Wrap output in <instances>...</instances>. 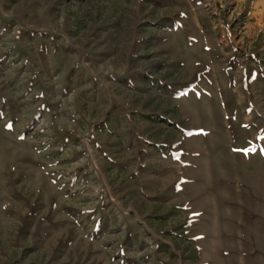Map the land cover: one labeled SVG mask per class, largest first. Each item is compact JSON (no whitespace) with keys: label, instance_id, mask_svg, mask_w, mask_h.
Instances as JSON below:
<instances>
[{"label":"rangeland","instance_id":"rangeland-1","mask_svg":"<svg viewBox=\"0 0 264 264\" xmlns=\"http://www.w3.org/2000/svg\"><path fill=\"white\" fill-rule=\"evenodd\" d=\"M0 264H264V0H0Z\"/></svg>","mask_w":264,"mask_h":264},{"label":"crops","instance_id":"crops-1","mask_svg":"<svg viewBox=\"0 0 264 264\" xmlns=\"http://www.w3.org/2000/svg\"><path fill=\"white\" fill-rule=\"evenodd\" d=\"M151 118L143 114L141 116L127 113L112 114L105 117L103 132H99L96 138L97 148L101 154L103 165H105V175L112 176L114 174L116 178L123 176L125 181L122 184L125 191L132 195L139 192L145 198L148 195H153L154 190L151 180L153 175L144 172L148 170L149 166L155 164L151 160L153 158L152 150L150 151L147 146V135H144L142 145L140 148L138 147L140 142H138V131L135 123L137 121L149 122ZM113 122L117 124H113ZM114 130L116 135L112 137ZM159 163L157 165H161ZM138 165L144 167L139 169Z\"/></svg>","mask_w":264,"mask_h":264}]
</instances>
